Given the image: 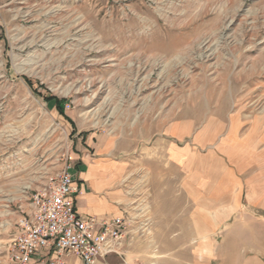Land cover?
Wrapping results in <instances>:
<instances>
[{
  "label": "rangeland",
  "instance_id": "rangeland-1",
  "mask_svg": "<svg viewBox=\"0 0 264 264\" xmlns=\"http://www.w3.org/2000/svg\"><path fill=\"white\" fill-rule=\"evenodd\" d=\"M95 164L145 264H264V0H0V264Z\"/></svg>",
  "mask_w": 264,
  "mask_h": 264
},
{
  "label": "built area",
  "instance_id": "built-area-1",
  "mask_svg": "<svg viewBox=\"0 0 264 264\" xmlns=\"http://www.w3.org/2000/svg\"><path fill=\"white\" fill-rule=\"evenodd\" d=\"M76 191L68 165L49 187L31 196V209L18 219V231L9 248L12 264H30L38 254L47 264H64L68 255L93 264L118 252L128 237L130 215L83 216L75 206Z\"/></svg>",
  "mask_w": 264,
  "mask_h": 264
},
{
  "label": "crops",
  "instance_id": "crops-1",
  "mask_svg": "<svg viewBox=\"0 0 264 264\" xmlns=\"http://www.w3.org/2000/svg\"><path fill=\"white\" fill-rule=\"evenodd\" d=\"M204 171L208 174L211 171L210 164L204 163ZM84 164V163H83ZM197 164V163H195ZM83 172L73 174V168L70 172L74 176L77 184V191L74 193L75 206L79 214L83 216L96 215L100 217H112L122 214L121 210L127 207V197L124 191L115 185L114 177L115 167H109L107 165H87L82 167ZM120 172V170H119ZM199 215L192 217L193 230L199 232ZM131 223L133 220L131 218ZM131 226V224H130ZM129 226V227H130ZM130 228L128 229V236L130 234ZM128 237L123 239L118 248L117 253H112L106 257L99 258L93 264H145L146 260L143 253L149 252V249L143 248L144 246L136 243V241L127 243ZM208 249V246H205ZM192 248V258L190 264H199L198 253L195 254L194 259V246ZM144 258V261H143ZM64 264H87L74 255H68L64 257ZM248 263V262H247ZM30 264H47L45 259L40 257V254L35 255Z\"/></svg>",
  "mask_w": 264,
  "mask_h": 264
},
{
  "label": "trees",
  "instance_id": "trees-1",
  "mask_svg": "<svg viewBox=\"0 0 264 264\" xmlns=\"http://www.w3.org/2000/svg\"><path fill=\"white\" fill-rule=\"evenodd\" d=\"M46 98L48 99V100H52L54 97H52V96H46Z\"/></svg>",
  "mask_w": 264,
  "mask_h": 264
},
{
  "label": "bare ground",
  "instance_id": "bare-ground-1",
  "mask_svg": "<svg viewBox=\"0 0 264 264\" xmlns=\"http://www.w3.org/2000/svg\"><path fill=\"white\" fill-rule=\"evenodd\" d=\"M186 112V111H185Z\"/></svg>",
  "mask_w": 264,
  "mask_h": 264
}]
</instances>
